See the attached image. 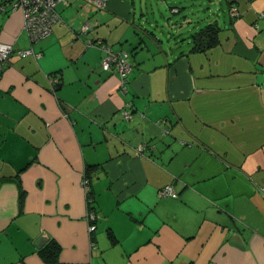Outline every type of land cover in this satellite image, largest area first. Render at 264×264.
Returning a JSON list of instances; mask_svg holds the SVG:
<instances>
[{"label": "crops", "instance_id": "1", "mask_svg": "<svg viewBox=\"0 0 264 264\" xmlns=\"http://www.w3.org/2000/svg\"><path fill=\"white\" fill-rule=\"evenodd\" d=\"M209 2L201 52L146 0H60L35 42L0 14V264H45L50 240L55 264H264V0ZM98 39L127 54L124 92Z\"/></svg>", "mask_w": 264, "mask_h": 264}, {"label": "built area", "instance_id": "2", "mask_svg": "<svg viewBox=\"0 0 264 264\" xmlns=\"http://www.w3.org/2000/svg\"><path fill=\"white\" fill-rule=\"evenodd\" d=\"M60 0H16L8 4L9 12L20 10L22 14V24L27 37L30 42H35L43 39L50 35L52 26L59 20V15L56 12L55 6ZM96 9H105L108 0H82ZM4 6L0 4V12L4 11ZM176 12V10H173ZM229 13L231 16H237L238 12L235 7H230ZM261 15H264L262 13ZM88 25L83 24L80 27V32H86ZM87 45L96 46L105 52V56L101 61V67L105 70H114L120 79L119 88L121 91H125L127 76L131 71V63L127 59L125 52L113 51L108 44L98 39L95 41L88 40ZM13 52V45L10 43L0 42V71L6 64L9 56ZM20 55H33L35 58L39 57L40 54H35L31 49L18 51ZM125 119L129 118V112L123 111ZM143 150L142 146L136 147V151L141 153ZM161 196H172L175 197V193L171 186H166L160 189ZM95 215L89 213L87 220H94ZM95 226H89V232H92Z\"/></svg>", "mask_w": 264, "mask_h": 264}, {"label": "rangeland", "instance_id": "3", "mask_svg": "<svg viewBox=\"0 0 264 264\" xmlns=\"http://www.w3.org/2000/svg\"><path fill=\"white\" fill-rule=\"evenodd\" d=\"M148 2L147 8H146V14L151 17V19L155 20L156 22H153L155 26L153 28L156 29V33L158 30L161 29L166 30L167 27L164 21H171L174 23L177 21L179 24H181L182 20H185V18L189 17L192 22L190 26L186 25L183 30L180 31V35H177V31L179 32L180 28H176L173 30V33L171 32V41H176L177 44H181V39L184 38V41L188 39V35L192 34L194 32V27H196V23L198 22V25L203 26L205 24V18L210 15L208 12V9H211V5L213 6V3H210L209 0H187V1H178V0H146ZM178 6L181 7V12L177 14L171 13V6ZM187 27L189 28V31H187ZM169 37V36H168ZM190 37V36H189ZM183 42V41H182ZM187 44L180 45L177 47V50H180L184 48Z\"/></svg>", "mask_w": 264, "mask_h": 264}, {"label": "trees", "instance_id": "4", "mask_svg": "<svg viewBox=\"0 0 264 264\" xmlns=\"http://www.w3.org/2000/svg\"><path fill=\"white\" fill-rule=\"evenodd\" d=\"M14 1L16 0H12V1L0 0V4L3 5L5 8L3 12H0V14H7L9 12L8 4ZM216 32H217V27L214 24H207L204 27L199 28L197 31L192 33L190 35L192 42L191 51L201 52L214 46L217 42ZM90 170L91 168L87 169L86 175L89 174ZM21 198H22V194H21ZM59 252H60L59 245L53 240H50L44 247L40 248V250L38 251L39 256L41 257V259L44 261L45 264L57 263L59 258Z\"/></svg>", "mask_w": 264, "mask_h": 264}]
</instances>
